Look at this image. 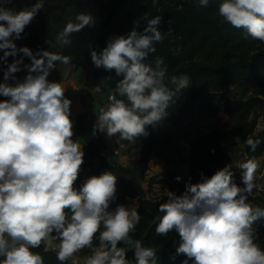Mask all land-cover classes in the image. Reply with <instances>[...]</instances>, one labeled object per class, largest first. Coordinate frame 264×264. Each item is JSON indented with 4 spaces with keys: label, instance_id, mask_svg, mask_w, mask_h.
<instances>
[{
    "label": "clouds",
    "instance_id": "1",
    "mask_svg": "<svg viewBox=\"0 0 264 264\" xmlns=\"http://www.w3.org/2000/svg\"><path fill=\"white\" fill-rule=\"evenodd\" d=\"M12 2L0 0V61L7 65L0 82V96L7 98L0 100V264H45L35 251L42 244L58 248L61 262L88 249L83 264H158L155 249L133 238L142 220L135 200L110 207L118 191L114 172L90 175L77 186L85 152L73 139L72 100L60 81L48 78L58 63L68 64L71 57L18 47L15 40L23 38L45 0L20 10L6 6ZM216 15L221 23L264 43V0H219ZM143 19L147 21L143 31L133 28L111 37L100 51L90 50L97 68L122 77L107 105L100 107L93 134L99 131L127 141L147 136L148 126L156 127L168 117L178 94L192 85L187 73L169 75L164 57L149 61L165 32L158 27L160 15L146 13ZM95 23L91 12L77 13L57 33L59 44L69 45L71 34ZM10 56L18 58L9 62ZM24 57L30 63H24ZM22 66L27 74L19 79L15 73ZM95 91H102L100 85ZM244 143L255 151L260 139L249 135ZM231 168L225 165L210 177L201 173L200 182H187L180 195L168 191L158 206L162 215L156 234L177 233L175 251L191 264H264L256 224L264 223V207L250 199L264 190V170L258 158L240 162L241 186ZM189 259L182 264H189Z\"/></svg>",
    "mask_w": 264,
    "mask_h": 264
},
{
    "label": "trees",
    "instance_id": "2",
    "mask_svg": "<svg viewBox=\"0 0 264 264\" xmlns=\"http://www.w3.org/2000/svg\"><path fill=\"white\" fill-rule=\"evenodd\" d=\"M218 5L219 0H209L206 7L200 6L196 0H59L57 5H46L38 12L26 26L23 38L15 40L18 47L28 46L34 51L46 49L70 56L75 66L85 73L87 88L95 90L96 85H100L102 91L114 92L117 81L122 77L117 76L114 70L97 68L91 60V48L100 51L111 37L127 34L133 28L143 31L147 26V21L143 19L146 13L149 17H162L158 27L165 32V38L156 44V52L151 53L148 59L164 57L169 66V75L187 73L192 85L178 94L177 102L168 109V117L158 122L156 127L149 125L147 136L133 140L131 167L112 162L105 169L118 177L117 196L110 207L127 204L128 197L138 198L142 220L132 235L155 249L158 264H182L189 258L175 251L177 245L173 241L179 242L177 233L156 234L155 226L162 215L158 206L164 200L146 196V187L142 183L145 172L157 162L171 168H175L177 163H186V177L183 182L173 183L171 188L180 195L185 191L187 182H200L201 173L210 177L223 167L229 159L228 153H235L239 149L240 139L249 135L260 139L255 151L247 145L249 158H258L264 152V128H258L257 120L251 117L257 108L264 107V43L254 40L242 29L221 23L216 15ZM81 11L91 12L96 20L95 25L71 34V43L61 46L52 32L53 20L61 21L64 27L68 21L65 14L74 19ZM137 20L139 24L134 23ZM0 54L3 55L2 50ZM18 57L10 56L7 59L11 62ZM24 63H30V58L24 57ZM6 66L0 61V82L3 81V68ZM24 74H27V69H23V66L21 71L15 73L18 78ZM107 78L109 83L105 85ZM232 85L236 86L240 98L203 106H209L207 114L212 117L223 111L237 117L238 122L232 130L225 132L208 127L197 131L186 129L184 119L187 113L201 102L205 94H218ZM3 99L7 98L0 96V100ZM95 120L96 117L86 111L80 114L77 133L88 140L103 135L99 131L93 134ZM150 137L156 140L155 145L152 148L142 147V143ZM184 140L189 143L190 152L181 146ZM156 176L153 173L150 179L145 180L149 187L155 185ZM233 177L238 185H243L242 176ZM80 183L82 181L78 178L77 186ZM256 224L261 227L264 223L257 221ZM261 246L264 247V244ZM35 251L40 252L45 264H76L70 258L59 261L56 252L45 249L43 244ZM127 251L132 257V249ZM88 253V249L80 251L82 257Z\"/></svg>",
    "mask_w": 264,
    "mask_h": 264
},
{
    "label": "rangeland",
    "instance_id": "3",
    "mask_svg": "<svg viewBox=\"0 0 264 264\" xmlns=\"http://www.w3.org/2000/svg\"><path fill=\"white\" fill-rule=\"evenodd\" d=\"M36 0H15L14 5L16 10H20L25 6L31 5L35 3ZM59 0H45L44 7L46 5L55 6L57 5ZM43 7V8H44ZM57 13H59L57 11ZM65 19L69 20L72 19V16L69 14L64 15ZM52 22V32L55 35L57 39V33L63 29L62 22L59 20H53ZM1 56V54H0ZM73 59V58H72ZM106 83H109V79H105ZM240 98V93L238 92L235 85H232L227 90L220 92L218 94L216 93H207L203 96L201 102L196 104V106L187 113V116L184 119V125L186 129L192 128L193 131H197L199 129L203 128H217L222 131H230L233 129L234 125L238 122L237 117L231 116L227 112H219L216 116H210L207 114V109L209 106L219 104L221 102H226L234 99ZM204 105H209L206 107H203ZM263 111L264 107L257 108V110L252 114V119L257 120V124L259 126H262L263 120ZM261 122V123H260ZM117 142H123L127 145V149L121 151L120 155L115 156L112 154L111 150H107V147L103 145L104 148V156L107 158V160L110 159H118L119 157L122 159L124 158L123 163H127V167H131V156L133 153V149H131L132 146H134V141H127V140H121L118 139V136H114ZM93 138H90L91 141ZM186 140L181 142V146L184 147ZM156 143V140L152 137H150L148 140L144 141L142 143V147L146 148H152V145L154 146ZM107 150V151H106ZM237 158L239 155H236ZM188 159V158H187ZM124 166H126L124 164ZM175 168H171V166L166 165L162 162H157L151 169H149L145 172L146 177L142 180L143 185L146 187V196L150 199L154 200H165L168 195V191H171V188L173 187V183L179 182L176 177L180 176L181 173H185L188 171V165L186 163H177L174 166ZM186 170V171H185ZM155 174L156 179L155 185L152 187H149L147 185V182L145 180L150 179L151 174ZM186 174V173H185ZM149 181V180H148ZM135 199L138 203V198H130L128 197V204H130L131 200ZM257 231L259 233V239L258 242L260 244H264V227H257Z\"/></svg>",
    "mask_w": 264,
    "mask_h": 264
},
{
    "label": "crops",
    "instance_id": "4",
    "mask_svg": "<svg viewBox=\"0 0 264 264\" xmlns=\"http://www.w3.org/2000/svg\"><path fill=\"white\" fill-rule=\"evenodd\" d=\"M15 0H13L12 4L6 5L7 7H15L14 5ZM26 74L22 75L19 79H23ZM49 80H55L60 81L62 85L65 88V95L72 100V119L74 121V137L73 139H78L79 143L84 146V152H85V163L87 152L89 151L86 149V142L90 141L83 136L79 135L76 130L77 125V119L78 116L85 111L88 112L91 116L96 117L99 113V109L102 106H106L108 101V96L110 93H113V90H107V91H101L96 92L95 90H91L85 86V73L81 68H77L75 64L73 63V59L71 58L70 62L68 64H60L58 63V66L56 68H53L49 75ZM105 82V80H104ZM10 83H14L13 81H10ZM108 83L105 82V85ZM95 145L100 147L102 154L104 153V148L107 147V150H110L113 144H115L117 141L115 137H107L104 133L101 136H94L91 140ZM106 150V151H107ZM104 155V154H103ZM258 160H264V152L258 157ZM99 159H95L92 163L94 166H99ZM109 163L116 162V163H123L124 158H118V159H110L108 160ZM126 166L127 163H123ZM186 171V170H185ZM186 173V174H185ZM185 173H181L180 177H182L180 182H183L184 177H186L188 171ZM128 200V198H127ZM135 199H132L130 202H132ZM129 201H127L128 204ZM135 203L137 201L135 200ZM58 243V242H54ZM44 245V244H43ZM45 249L52 250L57 252L58 248L54 249L51 245H44ZM72 259L76 264H83V257L80 255V252L75 254L72 257H69Z\"/></svg>",
    "mask_w": 264,
    "mask_h": 264
},
{
    "label": "built area",
    "instance_id": "5",
    "mask_svg": "<svg viewBox=\"0 0 264 264\" xmlns=\"http://www.w3.org/2000/svg\"><path fill=\"white\" fill-rule=\"evenodd\" d=\"M263 120H264V111H263ZM257 127L263 129L264 128V122L262 123V126H259L257 124ZM246 139L247 138L239 140V147H238L239 149L235 153H231V152L228 153L229 159L227 160L225 165H232L231 170L233 172V176H241L242 170L238 168V164L240 162H243L246 159H249V157H248V155L246 153L247 145L244 143V141ZM126 149H127V145L125 143H123V142H116L110 148L112 154L115 155V156L120 155L121 151L126 150ZM184 149L187 150V152H190V145H189L188 142H185ZM237 154L239 155L238 158L236 156ZM259 162L261 164V169L264 170V160H260ZM99 166H100V162H99ZM223 167H221V168H223ZM149 173H150V171L147 172L146 174H149ZM250 199L252 200L254 205H258L260 207H264V190L259 191L254 196L250 197ZM262 227H264V224L262 225Z\"/></svg>",
    "mask_w": 264,
    "mask_h": 264
},
{
    "label": "water",
    "instance_id": "6",
    "mask_svg": "<svg viewBox=\"0 0 264 264\" xmlns=\"http://www.w3.org/2000/svg\"><path fill=\"white\" fill-rule=\"evenodd\" d=\"M86 149L89 150L86 153L88 157L86 158V163L84 165H82V170H81V173L79 176V178L81 179L82 182L85 178H87L90 175H99L100 173L105 171V169L109 163L107 158L102 154L100 147L95 145L93 142L87 141L86 142ZM95 159H99L100 166L92 165V163Z\"/></svg>",
    "mask_w": 264,
    "mask_h": 264
}]
</instances>
